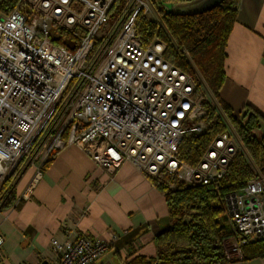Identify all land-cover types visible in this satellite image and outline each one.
<instances>
[{
	"label": "built area",
	"instance_id": "built-area-1",
	"mask_svg": "<svg viewBox=\"0 0 264 264\" xmlns=\"http://www.w3.org/2000/svg\"><path fill=\"white\" fill-rule=\"evenodd\" d=\"M149 4L18 0L0 13V189L17 169L33 166V181L40 179L73 144L109 173L129 161L148 175L166 171L188 185L216 184L226 175L233 156L244 151L232 127L217 135L198 164L179 159L185 134L206 129L207 110L195 96L192 74L165 59V43L144 44L137 19L153 11ZM62 31L77 38L74 50L52 41ZM253 167L244 187L220 197L234 232L223 240L225 264L243 261L245 246L264 240V175ZM110 234L54 238L50 264H93L116 238ZM3 240L0 233V248Z\"/></svg>",
	"mask_w": 264,
	"mask_h": 264
},
{
	"label": "crops",
	"instance_id": "crops-1",
	"mask_svg": "<svg viewBox=\"0 0 264 264\" xmlns=\"http://www.w3.org/2000/svg\"><path fill=\"white\" fill-rule=\"evenodd\" d=\"M226 51L222 100L236 114L248 104L264 114V0H240ZM35 171L22 173L15 201L0 210V264L52 262L54 238L110 239L111 232L116 238L93 264H130L157 255L155 237L170 218L150 175L129 161L109 173L76 144L60 151L33 181Z\"/></svg>",
	"mask_w": 264,
	"mask_h": 264
},
{
	"label": "trees",
	"instance_id": "trees-1",
	"mask_svg": "<svg viewBox=\"0 0 264 264\" xmlns=\"http://www.w3.org/2000/svg\"><path fill=\"white\" fill-rule=\"evenodd\" d=\"M186 1L190 0H150L158 17L151 18L140 12L137 19L138 33L144 44L154 38L165 42V59L194 75L197 85L195 96L201 98L207 110L203 118L206 129L200 133L185 134L179 147V159L189 165L198 164L217 135L228 131L217 106L205 98L198 73L218 100L248 155L239 150L231 159L226 175L216 184L188 185L166 171L150 176L155 187L165 196L170 225L155 237V257L138 256L130 264L152 260L175 264L227 263L222 244L234 232L220 197L244 187L255 176L253 164L264 175V114L250 104L236 114L220 96L226 79L228 39L237 21L240 0H224L210 10L194 14L166 12L160 6L164 2ZM17 2L0 0V13H8ZM52 41L72 50L78 43L75 36L64 31L59 37H52ZM22 173L23 170H15L3 183L0 210L15 201L14 191ZM171 183L175 184V188L170 186ZM245 252L250 259L264 257V240L246 245Z\"/></svg>",
	"mask_w": 264,
	"mask_h": 264
},
{
	"label": "rangeland",
	"instance_id": "rangeland-1",
	"mask_svg": "<svg viewBox=\"0 0 264 264\" xmlns=\"http://www.w3.org/2000/svg\"><path fill=\"white\" fill-rule=\"evenodd\" d=\"M173 4H177L178 2H172ZM150 7L153 9V11L151 13H148V16L151 18H157L158 15L154 12V8L152 7L151 3L149 4ZM166 12H174L176 10L175 6H171L169 3L164 2L160 5ZM51 31H53V29H51ZM155 39V38H154ZM151 42V41H150ZM163 42V41H162ZM165 43V42H164ZM166 45V44H165ZM166 49V47H165ZM167 60V59H166ZM170 62V61H169ZM173 64V63H172ZM175 65V64H174ZM177 66V65H176ZM179 67V66H178ZM192 76L194 77V75L192 74ZM198 79L202 82V85L204 87V94H205V98L210 100L215 106H217L218 109V114L223 118L224 122H226V124L228 125V129L229 127H232L227 115L225 114L224 110L222 109L221 105L219 104L218 100L213 96V94L210 92L205 80L200 76V74H197ZM195 78V77H194ZM196 79V78H195ZM206 109V108H205ZM207 114V113H206ZM205 114V115H206ZM204 115V116H205ZM204 118V117H203ZM202 118V121H204V119ZM233 128V127H232ZM224 133V132H223ZM244 152L247 154L245 147L243 146ZM243 151V150H242ZM248 155V154H247ZM181 160V159H180ZM186 163V162H185ZM189 165V164H188ZM22 170V169H20ZM31 170H33V166H29L25 171L26 173L30 172ZM36 170V169H35ZM14 171H11L8 175V177L6 179H9L12 175H13ZM151 176V175H150ZM14 181V180H13ZM255 244V243H254ZM252 245V244H251ZM245 251V248H244ZM246 258L242 261H235V264H237L239 262V264L244 263V264H248V261L250 260V258L247 257L246 252L244 253ZM255 264H259L258 262H256ZM261 264H264V259L261 260Z\"/></svg>",
	"mask_w": 264,
	"mask_h": 264
},
{
	"label": "water",
	"instance_id": "water-1",
	"mask_svg": "<svg viewBox=\"0 0 264 264\" xmlns=\"http://www.w3.org/2000/svg\"><path fill=\"white\" fill-rule=\"evenodd\" d=\"M224 0H190L186 2H180L177 4H170L171 6H175L176 10L174 13L180 14H194L200 13L203 11L210 10L218 5H220ZM27 167L24 169V171ZM23 171V172H24ZM39 264H50L49 260L44 259Z\"/></svg>",
	"mask_w": 264,
	"mask_h": 264
}]
</instances>
